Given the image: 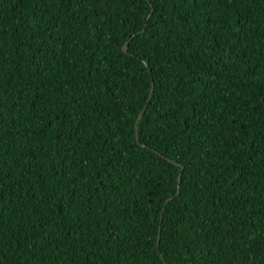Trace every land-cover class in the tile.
Returning a JSON list of instances; mask_svg holds the SVG:
<instances>
[{"label":"trees","instance_id":"16d2710c","mask_svg":"<svg viewBox=\"0 0 264 264\" xmlns=\"http://www.w3.org/2000/svg\"><path fill=\"white\" fill-rule=\"evenodd\" d=\"M0 264H264V0H0Z\"/></svg>","mask_w":264,"mask_h":264},{"label":"water","instance_id":"95a60500","mask_svg":"<svg viewBox=\"0 0 264 264\" xmlns=\"http://www.w3.org/2000/svg\"><path fill=\"white\" fill-rule=\"evenodd\" d=\"M126 49H127V43L122 48L123 52H126ZM152 89H153V84L151 85L150 93H151ZM136 139L138 140L137 132H136ZM179 185H180V176L177 178V191L179 189Z\"/></svg>","mask_w":264,"mask_h":264}]
</instances>
